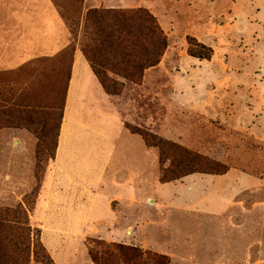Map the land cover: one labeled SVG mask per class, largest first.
Listing matches in <instances>:
<instances>
[{
  "label": "rangeland",
  "instance_id": "rangeland-1",
  "mask_svg": "<svg viewBox=\"0 0 264 264\" xmlns=\"http://www.w3.org/2000/svg\"><path fill=\"white\" fill-rule=\"evenodd\" d=\"M74 2L0 0V264H95L100 242L168 264H264V0H84L81 18L148 9L169 40L141 85L94 89L92 116L67 97ZM130 127L232 172L161 183L170 160Z\"/></svg>",
  "mask_w": 264,
  "mask_h": 264
},
{
  "label": "trees",
  "instance_id": "trees-1",
  "mask_svg": "<svg viewBox=\"0 0 264 264\" xmlns=\"http://www.w3.org/2000/svg\"><path fill=\"white\" fill-rule=\"evenodd\" d=\"M83 3L84 0L73 3L79 18H84L85 22L79 45L104 91L113 97L123 92L127 83L141 85L145 71L160 64L169 46L168 36L157 18L145 8H91L81 18ZM62 10L63 18L67 22L72 21L64 14V8ZM73 36L74 42L67 47L72 56L71 67L78 45L75 33ZM188 43L191 56L201 60L213 56V48L194 37L188 36ZM130 130L141 135L147 146L157 149L161 164L170 160L169 166L162 169L161 183H170L195 173L223 175L230 169L223 162L193 152L156 133L141 131L138 127H130ZM100 243L105 246L102 250L91 249L89 252L95 264H168L165 255L145 256L135 246ZM36 247L46 253L40 236Z\"/></svg>",
  "mask_w": 264,
  "mask_h": 264
},
{
  "label": "crops",
  "instance_id": "crops-1",
  "mask_svg": "<svg viewBox=\"0 0 264 264\" xmlns=\"http://www.w3.org/2000/svg\"><path fill=\"white\" fill-rule=\"evenodd\" d=\"M89 83H92L93 86L90 87ZM95 84H97L98 87L95 86ZM96 88L98 90L102 89L103 92L106 94L107 97H105L104 99L111 98V96H109L104 91L99 79L93 72L91 65L89 64L86 57L84 56L80 46H77V49L75 51L74 58H73L72 72H71V78L69 80L67 97L68 99L72 97L73 100L75 99V103L78 102L79 105H83L85 106V108L89 107L88 112H90L92 116L93 114H95L96 103L100 102L93 98V95H94L93 90ZM116 115H117L116 112L108 113L107 117L104 119L108 120L111 118H116ZM231 172L232 171L230 170L229 172L226 173L227 175L225 174L222 176H228L229 174H231ZM237 176L239 177V180H241L242 182H249L246 176H243L241 174H238Z\"/></svg>",
  "mask_w": 264,
  "mask_h": 264
}]
</instances>
